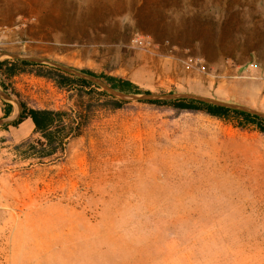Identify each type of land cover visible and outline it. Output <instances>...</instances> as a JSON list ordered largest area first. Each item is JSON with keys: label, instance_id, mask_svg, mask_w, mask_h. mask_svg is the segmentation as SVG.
<instances>
[{"label": "rangeland", "instance_id": "374dc122", "mask_svg": "<svg viewBox=\"0 0 264 264\" xmlns=\"http://www.w3.org/2000/svg\"><path fill=\"white\" fill-rule=\"evenodd\" d=\"M20 56L97 81L43 62L94 84L1 85L13 113L0 116V264H264V133L150 101L193 94L264 114L219 89L264 79V0H0V60ZM101 74L150 93L129 99ZM19 98L79 134L51 145L10 124Z\"/></svg>", "mask_w": 264, "mask_h": 264}, {"label": "trees", "instance_id": "16d2710c", "mask_svg": "<svg viewBox=\"0 0 264 264\" xmlns=\"http://www.w3.org/2000/svg\"><path fill=\"white\" fill-rule=\"evenodd\" d=\"M91 75L96 73L90 69H82ZM29 73L38 77H43L52 81L59 88H69L74 91L80 86H90L94 84L92 81L77 77L74 79L66 74L61 68L47 65L43 62L33 61L25 58L1 59L0 60V82L5 90L14 87L10 85V81L19 74ZM105 80L112 88L125 93H146L150 91L143 90L138 84L130 79H125L115 75H104ZM18 96V95H17ZM21 104V112L19 116L10 122L14 126H18L24 120L30 118L35 125V130L41 132L47 143L54 145L59 142L63 146L66 144L67 138L72 134H79L80 126L71 127V130L65 131L62 128L63 112L50 108H36L28 105L27 102L19 98ZM151 102H171L174 106L188 111H204L207 114L220 118L222 120L232 122L235 126L242 129L253 127L264 133V116L253 111L233 107L221 103H214L199 98H178V99H151ZM113 108L119 107V103L114 101ZM13 113V105L7 102L4 106V117H8ZM43 144V143H41Z\"/></svg>", "mask_w": 264, "mask_h": 264}, {"label": "crops", "instance_id": "0c3cea01", "mask_svg": "<svg viewBox=\"0 0 264 264\" xmlns=\"http://www.w3.org/2000/svg\"><path fill=\"white\" fill-rule=\"evenodd\" d=\"M18 75H16L15 77H17ZM31 79L40 81L42 83L45 84H51L54 87V83L50 80H47L43 77H38V76H34V75H28ZM207 84L204 85V87L208 90V88H211L213 81H208L207 80ZM228 85L227 81H221L219 84V89L221 90L222 94H230L229 96H233L231 98L236 99L237 97H241L242 100L248 104L254 105V106H259L261 108L264 109V79L262 80H250V81H246L243 86H241V88H239L240 91H225L224 87L226 88V86ZM0 89H1V83H0ZM229 98V97H227ZM0 116H4V103L3 100L1 99L0 96ZM10 117V116H8ZM8 117H5L6 119ZM19 126L24 127L26 126L27 129H31L33 130L35 128L34 123L32 122V120L30 118L24 120L21 124H19Z\"/></svg>", "mask_w": 264, "mask_h": 264}, {"label": "water", "instance_id": "95a60500", "mask_svg": "<svg viewBox=\"0 0 264 264\" xmlns=\"http://www.w3.org/2000/svg\"><path fill=\"white\" fill-rule=\"evenodd\" d=\"M22 58H24L23 56H20ZM25 59H29V60H35V61H40V62H51L52 64H55L57 66H60V67H63V68H66V69H69L71 71H75L77 73H79L80 75H83V76H86L90 79H94L97 81V78L90 75V74H85L81 71H78L76 69H72L70 67H67L59 62H54V61H51V60H48V59H45V58H42V57H25ZM110 89L114 92V93H118V91L112 87H110ZM6 97H8L9 99H12L11 95L6 92L5 93ZM124 95L129 98V99H134V98H143V97H146L148 96V94H145L144 96H138L136 94H133V93H124ZM150 96H155V97H160V98H177V97H184V96H187V97H193V98H199V99H203V100H206V101H210V102H214V103H221V104H225V105H229V106H233V107H238L236 105H233V104H230L229 102H225V101H219V100H214L212 98H209V97H204V96H201V95H175L173 93H168V94H151ZM240 108V107H238ZM241 109H244V108H241ZM251 111V110H249ZM254 112V111H253ZM261 115L264 116V114L260 113V112H257Z\"/></svg>", "mask_w": 264, "mask_h": 264}, {"label": "built area", "instance_id": "2783aa9c", "mask_svg": "<svg viewBox=\"0 0 264 264\" xmlns=\"http://www.w3.org/2000/svg\"><path fill=\"white\" fill-rule=\"evenodd\" d=\"M135 41L138 43V45H140V46H144V45H146V43L148 42L147 40H146V38L145 37H138V38H136L135 39ZM188 63L190 64V65H194V66H197L199 69H201V70H206V66H205V64H203L202 62H200L197 58H195V59H191L190 61H188Z\"/></svg>", "mask_w": 264, "mask_h": 264}]
</instances>
